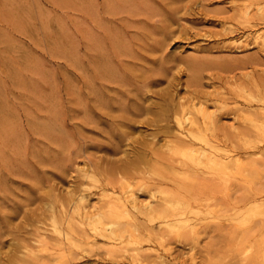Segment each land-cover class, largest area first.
Returning a JSON list of instances; mask_svg holds the SVG:
<instances>
[{"label":"rangeland","instance_id":"374dc122","mask_svg":"<svg viewBox=\"0 0 264 264\" xmlns=\"http://www.w3.org/2000/svg\"><path fill=\"white\" fill-rule=\"evenodd\" d=\"M260 14L264 16V0H0V264H264V228L254 229L260 219L247 221L242 233L240 178L231 184L213 180L198 195L175 201L184 209L178 214V231L157 229L158 219L148 222L154 228L144 230L133 244L139 259L127 249L120 255L111 252L116 246L99 236L91 252L74 249V255L66 256L62 251L49 254L53 240L50 251L40 243L42 236L53 235L52 219L60 216L63 204L70 208L71 195L88 188L85 171L97 172L99 180L114 177L106 190L140 181L143 174L134 169L147 170L143 177L148 181L157 179L156 168L149 169L158 166L153 154H167L177 127L173 109L190 96L194 106L203 102L216 111V123L224 131L217 134L231 154L245 158V149L260 151L250 156L264 180V138L251 147L244 146L248 136L235 134L249 128L235 108L258 104L239 96V89L264 85ZM157 39L164 46L158 43L156 50ZM97 55L107 61L102 65L107 72H99ZM160 65L166 68L161 66L162 72ZM215 103L224 108L217 110ZM139 112L143 116L137 117ZM96 189L83 191L87 204L102 203ZM142 190L136 191L137 198L157 205L159 191ZM192 207L201 213L187 210ZM144 217L137 214L136 220L142 223ZM125 241L115 245L124 247ZM29 255L34 261H20L30 260ZM242 256L251 259L242 262Z\"/></svg>","mask_w":264,"mask_h":264},{"label":"bare ground","instance_id":"6f19581e","mask_svg":"<svg viewBox=\"0 0 264 264\" xmlns=\"http://www.w3.org/2000/svg\"><path fill=\"white\" fill-rule=\"evenodd\" d=\"M257 3L258 2H256V5L259 4V3L258 4ZM251 5L253 6L252 3H251ZM136 7H135V9H136ZM118 9H119V7H118ZM259 9H260V7H259ZM259 9H257V11H259ZM238 11H239L238 17H240L242 19V5H241V7H239ZM257 11H256V13H257ZM248 12L250 13V11H246L245 13H248ZM254 12H252L251 18L255 17L256 13L254 14ZM253 14H254V16H252ZM248 16H250V15H247V17ZM260 16H261V14H260ZM261 18H264V16H261ZM170 23H171V21H170ZM169 26H171V25H169ZM162 32H164V30ZM170 32H173V31L170 30ZM160 33H161V31H160ZM148 34H149V32H148ZM146 37H147V34H146ZM147 38H149V37H147ZM150 39L152 40L151 37H150ZM164 39H166V38H164ZM161 40L163 41V39H161ZM161 40L156 43V47L154 49H156L157 46L159 47V45L162 44ZM158 43H160V44L157 45ZM153 45L155 46V44H153ZM115 46H116V44H115ZM149 46H151V43ZM162 46H164V44H162ZM122 47H124V46H122ZM152 48H153V46H152ZM152 48H150V49H152ZM143 49H144V47H143ZM116 50H117V47H116ZM116 50H114V51H116ZM121 51H123V50H121ZM121 51H119V53ZM101 56L98 57V55H97L98 58L95 59L96 65H97V67H99L100 73L107 72L106 66H105V68L102 66V65H105L107 61L104 63V61H102V59H101ZM192 61H193V59H192ZM116 62H118V60ZM194 62L196 63V61H194ZM108 63H110V62H108ZM108 63H107V65H110ZM227 63H228V61H227ZM161 66H163V65H160V67L158 68L160 71L162 69ZM144 72H146V71H144ZM153 72H156V71H153ZM147 73L148 72H146L145 74H147ZM163 73H165L167 75L166 71L165 72L163 71ZM114 76H116V74ZM117 80L119 81V79H117ZM150 80L152 81V79H150ZM261 80H264V79H261ZM259 84L254 83V85H253L254 86L253 88H255L254 90H248V89L242 90V88L239 89V96L245 97L248 102H252V101L258 102L257 106L254 108H252V105L251 106L248 105V107L245 109H242V107L235 108L236 111L239 113L240 117L243 118L244 121L248 122V126H249L248 129H245V127H244L243 130L241 129L238 133H235V134H237V135L240 134L241 136L243 134L245 136L251 137L250 133H253L254 135L257 136V138L254 137V139L250 138L252 140H250L247 137L244 141V138H243L244 146H245V144H248L247 146L251 145V147H257L255 144L256 140L258 139L257 141H259L260 140L259 137L264 138V94H262V93H264V88H262V86H264V85H262L261 89H260ZM190 98H191V96H190ZM190 98H189V100L186 99V101L182 102V103H180L181 102L180 101L176 108H174V107H173L174 109L172 108L173 109L172 113H173V115H175V121H176L177 127H176V132L175 133L172 132V134L174 133L173 136L175 137V139H174L175 141H173V139L170 141V143L172 141L174 143L172 145L170 144L169 146L167 145L168 146L167 154L157 155V153L153 154L154 153L153 152L152 154L154 156L155 155L156 156H155L154 161L152 163L154 164V166H157V165L158 166L154 167V168L149 167V166L146 167V168L149 167V169H151V170L155 169V168L157 169V171H156V169H155V171H152V172H157V173H155L158 175L157 179H156V177L152 176L151 178H155V179L151 180V178H150L151 181L146 180L149 177L145 178V177H143V175H146L145 173L147 170L144 169L145 170L144 173H142L143 171L141 172L140 170H138V171H140V173H139L138 171H136V169H134L135 165L133 163V165H134L133 169L136 172L134 170L130 169L129 167L128 168L130 169V171L131 170H132V172L134 171V173L136 175L143 174L142 176L140 175L141 179L139 177L137 178V179H140V181L137 180L138 182L135 184H133L132 182L122 183L118 189L113 185L110 189L106 190L108 184L110 185V184H114L116 182V181L114 182V179H113L114 177L111 180L110 175H109V178H106L105 181H104V179L99 180L98 178H94V174H93V173H95L94 171H92L90 173L91 176H90V174H88V171H85L83 176H86L89 179L88 188H86V189L81 188L80 193L75 198H72L73 194L71 193L72 195L68 199V201H70V203L72 202V206L69 208V207H67V205L69 206V204H67L66 208H69V209H66L64 207L65 205L63 204L62 208L60 209V216L59 217L53 216V219H52V227H53L52 233H53V235L51 237L49 236L48 239H46L47 236H45V235L42 236L43 238L40 241V243H41V245H46V248H47L46 251H50V250H48V249H50L49 243L51 244L50 240L51 241L53 240V246L51 248H53L54 250H51V253H49V254H53L57 251H62V252H64V255L67 252H68V255L69 254L74 255L76 253L74 251V249L91 252L97 243V241H96L97 236H99V237L105 238V240L108 243H112V245L116 246V247L110 248L111 252H113V253L119 252V255H120V254H122L120 252L122 249L123 250L127 249V250H129V252H130V250L132 251L131 257H135L136 259H139L140 253H138V252H140V251L137 252L136 251L137 248H135V246H133V244L137 241V239L139 237H141L142 232L144 230H149V229L154 228V225H152V223L150 224L148 222L153 221V220H154L153 222H155V219H158V222L156 221L157 222V224H156L157 229L161 230V229L172 228L174 231H178L177 229H178L179 223H180L178 221V214L180 212H182L184 209L178 208L175 201L179 200V198L198 195V193L202 189H206V188L210 187V184L213 182V180H216V179L223 180L227 184L228 183L231 184V181L235 178H240V180L242 179V233L244 232V228L247 224L246 222L247 221L249 222L250 220L252 221L255 218H259L260 220L254 224V225H256L254 227V229L256 228L255 230H257L258 228H264V180H262V175L259 171L257 160L254 157L250 156V155H256L260 151L256 152V151L252 150L251 153H248V151H246V149H245V151H243V153L247 155L245 157L247 162H244L245 158H242L238 152L235 154H231L229 151V147H228L229 144H227L226 140L223 139L224 137H222V139H221V137L219 138V135L217 134V133H219L218 130H220L221 127L219 128L217 123H216V121H217L216 120V111H213L214 109L212 111L208 110L210 104H205L203 102H201V105L199 107H196V106H194L195 105L194 102H192V100H194L192 98H194V97L192 96V98L191 99ZM209 98H211V97H209ZM220 98H221V96H220ZM222 100H224V99H222ZM172 103L173 102H171V104ZM174 103H176V102H174ZM188 103H190V104H188ZM132 104L131 105L129 104V105L132 107ZM171 104L169 103L167 105L169 106ZM167 105H165V106H167ZM121 106H123V105H121ZM175 106H176V104H175ZM215 106H216L215 108L217 110L224 108L223 106L219 107L218 105H216V103H215ZM133 107H134V105H133ZM143 107H144V105H143ZM143 107L141 109H143ZM121 108H123V107H121ZM121 108L119 110H121ZM163 108H165V107H163ZM169 108H167V111L169 110ZM145 109L147 110L149 108H145ZM124 110L126 111V109H124ZM124 110L121 111V112H123V114L125 112ZM133 110H134V108H133ZM127 111H129L132 114V111H130L129 109H127ZM129 112H127V113H129ZM133 112H134L133 115L138 113V112L135 113V111H133ZM172 113H171V115L168 116V118L170 116H172ZM139 114H140V112H139ZM138 116L139 117L143 116V113H142V115L141 114L137 115V117ZM165 117L167 118V116H165ZM240 117H239V119H240ZM169 129H170V127H168V131H169ZM236 129L237 128H235V130ZM221 130L224 133L223 128ZM230 132H232V131H230ZM223 133H222V135H224ZM230 135L231 134H229L227 136L229 138H231L233 134L231 136ZM236 136H235V138H236ZM232 138H234V136ZM164 142H165V140H164ZM259 142H261V141H259ZM233 143H234V140H233ZM152 144H154V143H152ZM166 144H168V143H166ZM166 144H165V146H166ZM144 145H146V143H144ZM252 145H254V146H252ZM142 149H144V147H142ZM167 149H165V150H167ZM247 149H250V148H247ZM162 151H164V150H162ZM262 152H264V151H262ZM138 156H139V159L144 160L142 153L138 152ZM149 156H151V155L148 154V157ZM152 157H149V158H152ZM262 159H264V158H262ZM128 164H129V162H128ZM130 167H133V166H131V162H130ZM161 167H162V169L165 167L163 171L159 170ZM97 169H98V167H97ZM99 170L101 173L102 172L101 169H99ZM112 171H113V169H112ZM126 172H127V170H126ZM152 172H150V173H152ZM96 173H95V175H97ZM106 173H107V171H105L104 174L106 175ZM105 175H103V177ZM105 177H107V176H105ZM126 177H127V175H126ZM127 178H129V177H127ZM130 178H131V176H130ZM132 178H134V177H132ZM107 179H110V180H107ZM118 180H119V178L117 179V181ZM181 180L186 181L185 186H179V183L181 182ZM218 180H217V182H218ZM126 181H127V179H126ZM132 181H133V179H132ZM220 182H222V181H220ZM91 187H96L99 189V190L96 189L97 192H94L95 195L98 196L99 201L102 202V203L100 202L101 204L99 206H96L93 204L90 205V204L86 203L87 200L89 199L88 193H85L83 191H86L87 189H90ZM165 187H168V188H165ZM170 187H172V188H170ZM196 187H197V191H195ZM142 189H146L147 191H149L151 193L154 190L159 191L160 197H159V200L157 201V205H155V204H154L155 206L151 205L149 202L147 203V202H144L143 200H139V198H137L136 191H141ZM237 190H239V188ZM105 191H109V193L106 192V193H108V194H106ZM208 191H210V190H208ZM137 194H138V192H137ZM155 197H157V196H155ZM64 202H66V201L64 200ZM60 207H61V205H60ZM187 210L195 212V213H201V212H198L197 207L196 208H194V207L188 208ZM216 211L217 210L213 211V209H212L210 213H216ZM49 212L52 213L51 211H49ZM137 214H141V215L145 216L144 220H142V223L139 222V220H136ZM168 217H171V218H168ZM85 225L87 227H89V230L85 228L86 227ZM245 238H246V234H242V240ZM138 240H140V239H138ZM115 241H117V242L125 241L127 244L124 247L120 248L117 245H115ZM116 244H120V243H116ZM261 251H262V253H264V248H262ZM124 252H126V250ZM31 253L34 254V252H32V251H31ZM30 258H31V256H30ZM22 259H20V261H34V259H32V258L30 260H26V259L22 260ZM250 259H251V256H242V262L249 261ZM17 262H18V257H17ZM14 263H16V261ZM22 264H27V263H22Z\"/></svg>","mask_w":264,"mask_h":264}]
</instances>
